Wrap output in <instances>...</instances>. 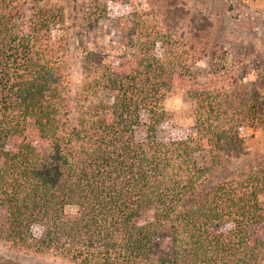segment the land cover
I'll return each mask as SVG.
<instances>
[{"label":"trees","instance_id":"1","mask_svg":"<svg viewBox=\"0 0 264 264\" xmlns=\"http://www.w3.org/2000/svg\"><path fill=\"white\" fill-rule=\"evenodd\" d=\"M75 3L88 22L116 6L120 53L84 51L74 91L66 9L0 0V244L69 264H264V160L217 178L249 155L264 100L136 0ZM173 90L194 105L179 139L161 136Z\"/></svg>","mask_w":264,"mask_h":264},{"label":"rangeland","instance_id":"2","mask_svg":"<svg viewBox=\"0 0 264 264\" xmlns=\"http://www.w3.org/2000/svg\"><path fill=\"white\" fill-rule=\"evenodd\" d=\"M76 1L79 5L88 2ZM45 2L64 7L69 15L70 67L78 64L83 71L84 51L98 55L104 53L110 57H116L120 53V29L116 22L120 12L116 11V6L110 10L111 15L108 19L88 22L74 18L72 10L77 7L75 0ZM136 2L147 7L145 11L148 13L157 15L165 28L186 33L210 51H215L219 57L226 59L225 71L240 80L244 78L242 84L250 85L248 94L264 100V0H136ZM206 57L201 56V61L196 64L200 72L208 68ZM231 82L233 83V80L229 83ZM189 104L193 112L194 105L191 102ZM262 105L264 116V102ZM167 114L168 120L172 119V115ZM193 127L194 120L182 138L192 135ZM161 136L171 138L164 130ZM244 137L250 148L249 155L230 160L217 178L264 160V117L253 129H247ZM194 160L198 166H205L208 163V155L195 153ZM260 201L264 204V196L260 197ZM75 213V208L66 209L67 215L72 216ZM146 217L149 219L150 215ZM49 258L52 264H56V261L60 264H69L49 256L20 253L0 244V260L7 264H48Z\"/></svg>","mask_w":264,"mask_h":264},{"label":"clouds","instance_id":"3","mask_svg":"<svg viewBox=\"0 0 264 264\" xmlns=\"http://www.w3.org/2000/svg\"><path fill=\"white\" fill-rule=\"evenodd\" d=\"M69 79L71 87L75 91L83 86L85 82V75L78 64L69 68ZM160 108L172 115V119L165 121L161 128L171 138L179 139L186 134V130L193 122V116L191 114V105L185 100L184 93L179 90H173L163 95V99L160 102ZM48 264H52L51 258L48 260ZM56 264H60L56 261Z\"/></svg>","mask_w":264,"mask_h":264}]
</instances>
